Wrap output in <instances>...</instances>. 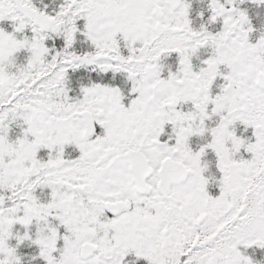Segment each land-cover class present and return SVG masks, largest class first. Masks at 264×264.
<instances>
[{"label": "snow or ice", "instance_id": "snow-or-ice-1", "mask_svg": "<svg viewBox=\"0 0 264 264\" xmlns=\"http://www.w3.org/2000/svg\"><path fill=\"white\" fill-rule=\"evenodd\" d=\"M0 264H264V0H0Z\"/></svg>", "mask_w": 264, "mask_h": 264}]
</instances>
